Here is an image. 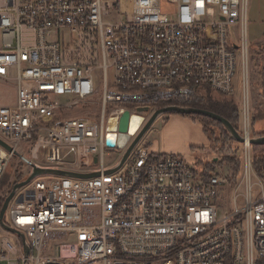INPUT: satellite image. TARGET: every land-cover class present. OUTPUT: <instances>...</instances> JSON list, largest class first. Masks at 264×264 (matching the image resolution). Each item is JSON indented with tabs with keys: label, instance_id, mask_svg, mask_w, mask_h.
I'll list each match as a JSON object with an SVG mask.
<instances>
[{
	"label": "built area",
	"instance_id": "1",
	"mask_svg": "<svg viewBox=\"0 0 264 264\" xmlns=\"http://www.w3.org/2000/svg\"><path fill=\"white\" fill-rule=\"evenodd\" d=\"M166 1L170 9L162 0H0V79L17 90L14 105L0 106V138L11 147L0 144V212L36 168L97 173L39 174L19 188L3 217L14 231L0 221V263L264 264L249 0ZM237 74L245 149L234 180L204 179L185 158L142 142L112 171L159 103L192 101L206 87L234 95ZM17 156L25 166L1 189Z\"/></svg>",
	"mask_w": 264,
	"mask_h": 264
},
{
	"label": "rangeland",
	"instance_id": "2",
	"mask_svg": "<svg viewBox=\"0 0 264 264\" xmlns=\"http://www.w3.org/2000/svg\"><path fill=\"white\" fill-rule=\"evenodd\" d=\"M163 7L170 9V4L166 0H162ZM246 35L249 41V94L251 102L252 112V124L251 132L252 136L256 134L262 135L264 133V0H249L247 19H246ZM115 77V71L113 68L109 70V78L112 81ZM236 90L234 95H223L227 99H231L236 104L241 103V83L240 75L237 74L235 78ZM205 92H201L199 95H203ZM213 97H222L216 92H212ZM198 95H196L197 97ZM194 97V99L196 98ZM17 102V90L15 83L12 81H4L0 79V106L14 105ZM186 118L182 114L178 113H166L155 120L151 128L147 131L141 142L146 144L151 151L164 152L165 147V126L171 122V117ZM170 120H169V119ZM193 118V117H192ZM168 119V120H166ZM197 127V124H186L187 127L182 131L179 139V145L181 148V156L185 158L193 169L199 174L201 173H213L224 174L232 177L234 180L237 171L234 168L235 163H239V170L241 166V157L244 153V146L234 139H222L223 149L213 150V136L220 137V132L217 126L211 125V129L205 132L202 128ZM239 130H242V118L240 114ZM215 134H214V133ZM221 145V146H222ZM252 145V144H251ZM252 150V147H251ZM118 157L119 154L114 153ZM252 156L256 157L255 152L252 150ZM217 159V160H215ZM19 156L15 157L12 161L10 172L5 177L4 183L1 189L5 188V185L13 178L16 179L14 170H22L24 163L20 161ZM113 157H106V163L110 164ZM209 168L210 171L208 170ZM197 173V174H198ZM220 205L226 203V191L222 190L218 199ZM221 213L222 210H219ZM5 218L8 221V217L5 214ZM5 264V263H0Z\"/></svg>",
	"mask_w": 264,
	"mask_h": 264
},
{
	"label": "water",
	"instance_id": "3",
	"mask_svg": "<svg viewBox=\"0 0 264 264\" xmlns=\"http://www.w3.org/2000/svg\"><path fill=\"white\" fill-rule=\"evenodd\" d=\"M147 110H149V107H140L139 108V111H147ZM166 113H178V114H184V115L195 114V115H203V116L211 117V118L221 122L226 127V129L228 130L230 136L233 137L235 140H237L239 142L244 141V137L232 125V123L217 113L211 112V111L206 110V109H201V108L185 107V106H179V105H169V106L157 109L153 113V115L151 116V118L146 123L145 127L143 128V130L140 132L138 137L135 139L134 143L131 145V147L128 149V151L123 156L120 164L117 167L113 168L112 171L117 170L123 164V162L128 158V156L132 152L133 148L139 142H141L142 138L145 136L147 131L151 128V126L155 122V120L157 118H159L160 116L166 114ZM128 123H129V113L126 112L124 114V116L122 117L121 123H120V130L122 132H126L128 130ZM250 143L251 144H264V135L258 136V137L254 136L250 140ZM0 144H2L3 146H5L8 149H11L10 145H8L1 138H0ZM114 144H115V135H112L108 138V145L114 146ZM123 146H124L123 143L119 144V147H123ZM215 160H217V159H215ZM39 174H55V175H62V176H73V177H78V178H88V177L95 176L97 173H95V172H93V173H80V172L68 171V170H62V169L36 168L35 171L28 178H26L23 181L16 183L14 185L13 189L11 190L10 194L6 197V199L2 205L1 212H0V221L4 227L14 231V229L9 228L3 221V217L5 214V211L8 207V204L11 201V199L15 196V193L19 188L27 185L31 181L32 178H34L36 175H39ZM19 234L22 238V241L25 243V238H24L23 234L22 233H19ZM49 264H61V263H49Z\"/></svg>",
	"mask_w": 264,
	"mask_h": 264
},
{
	"label": "trees",
	"instance_id": "4",
	"mask_svg": "<svg viewBox=\"0 0 264 264\" xmlns=\"http://www.w3.org/2000/svg\"><path fill=\"white\" fill-rule=\"evenodd\" d=\"M205 94L203 95H199L193 99L192 101L189 102H162L158 104V108H163L169 105H179V106H185V107H194V108H201V109H206L209 110L211 112L217 113L219 115H221L222 117L226 118L227 120H229L232 125L238 130H239V123H240V108L239 105L236 104L234 101H232L231 99H227L225 97H223L224 94H221L219 92V95H221L222 97L220 98H215L212 95V89H210L209 87H206L204 91ZM184 115V114H182ZM184 116H188V117H193L194 119L199 120L202 123L203 129L205 132L210 131L211 129L209 128V126L214 125L217 126V129L220 132V137H215V135L213 136V150H218V149H223L224 148V144L222 145V141L221 138L223 139H234L233 137L230 136L228 130L226 129V127L219 121L211 118V117H207V116H203V115H184ZM262 118H264V113H262ZM214 133V132H213ZM215 134V133H214ZM264 133H262V135L260 134H256L255 137L258 136H263ZM235 140V139H234ZM222 145V146H221ZM252 150L255 152L256 157L252 156V165L255 169V171L259 174V175H264V144H252L251 145ZM234 168L236 169L237 173L239 172V163H235L234 164ZM210 169L213 168H209L208 170L210 171ZM202 177L204 179H207L211 173L206 174L201 173ZM4 200L1 202V206L3 205ZM227 264H234L232 261H228Z\"/></svg>",
	"mask_w": 264,
	"mask_h": 264
},
{
	"label": "crops",
	"instance_id": "5",
	"mask_svg": "<svg viewBox=\"0 0 264 264\" xmlns=\"http://www.w3.org/2000/svg\"><path fill=\"white\" fill-rule=\"evenodd\" d=\"M186 124H197V127L201 129L200 123L192 117H171V122L165 126V150L164 152L159 153H171L177 155L181 154L179 139L181 137L182 131L185 129V127H187Z\"/></svg>",
	"mask_w": 264,
	"mask_h": 264
},
{
	"label": "bare ground",
	"instance_id": "6",
	"mask_svg": "<svg viewBox=\"0 0 264 264\" xmlns=\"http://www.w3.org/2000/svg\"><path fill=\"white\" fill-rule=\"evenodd\" d=\"M138 127H139V124L138 123L132 122L131 127H130V131L131 132H135Z\"/></svg>",
	"mask_w": 264,
	"mask_h": 264
}]
</instances>
